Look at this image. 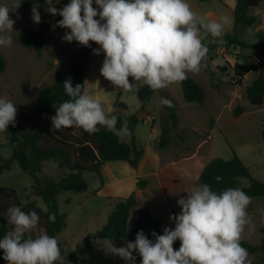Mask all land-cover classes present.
I'll use <instances>...</instances> for the list:
<instances>
[{
  "label": "rangeland",
  "instance_id": "1",
  "mask_svg": "<svg viewBox=\"0 0 264 264\" xmlns=\"http://www.w3.org/2000/svg\"><path fill=\"white\" fill-rule=\"evenodd\" d=\"M7 2L14 5L15 0H7ZM188 2L193 11L205 20L228 17L230 22L226 25L225 31L232 30L234 17L229 9L235 5L234 0H188ZM39 5L41 21L47 17L52 18V26L41 53L37 54L34 49L24 47L18 38L22 28H34L41 22L35 23L31 19L32 5L18 7L9 13L15 20L14 31L11 33L13 43L10 47L0 49L7 61L4 71L0 74V96L16 103L17 109L30 111L36 107L35 98L38 91L49 85L55 75L65 71L68 57L81 45L77 41L63 40L62 36L67 29L57 26L56 15L44 10V0ZM63 5V1L60 0L55 6L59 8ZM93 6L96 7L95 4ZM249 14L256 15L259 19L258 23L251 26H239L237 34L239 39L255 48L220 45L213 56L206 57L203 61L204 66L199 72L188 73L198 81L205 92L202 104L186 102L183 99L181 85L177 82L154 90L148 103L141 108L136 87L143 81L133 82L132 90L123 89L121 94H118V88L109 80L97 74L95 70L91 71L86 87L94 98L101 99L106 113L116 115L137 112L141 117L133 130H128L127 133L122 134L120 130L112 128L125 141L135 135L138 144L142 146L145 153L144 158L141 157L139 160L141 170L143 173L146 171L152 173L148 176L141 175V177L157 179L163 186L169 188H181L185 195L187 193L184 189L199 183L200 170L211 158L227 159L235 152L254 177L264 180V138L262 137L264 102L262 105H253L245 93L246 86L257 76V71L251 70L245 74L240 84H234L232 81L233 64L235 62L248 66L255 64L259 60L256 47L264 49V41L256 36L257 32L264 31V0L250 7ZM210 35L201 28L200 37L203 43L209 41ZM102 60L103 53H94L93 69L97 68L96 66L101 67ZM129 80L131 82L132 78L130 77ZM166 93L176 102L178 123L169 130L168 144L159 147L161 128L164 124L170 123L167 110L159 102ZM237 105L241 106V110L239 115L235 116L233 111ZM40 118L47 120L43 116ZM49 124L52 127V123L49 122ZM59 131L68 133L70 137H82V129L78 127L71 130L62 127ZM7 138L6 132H0V155L3 159L11 155ZM42 173L46 177L57 180L61 170L56 164L46 162ZM138 175V169L130 166L126 161H106L100 169V174L84 173L88 184L86 190L61 191L57 195L59 211L66 214L65 227L60 231L57 239L69 254L79 259L82 255L81 249L85 247L86 256L91 259L92 264H125L120 257L104 251L101 245L103 238H92V235L107 221L117 201L135 188V177ZM247 184L246 178L241 179L240 187ZM0 185L15 189L23 201L34 200L38 207L45 210L44 200L36 194L34 177L23 172L16 162L0 175ZM159 190L154 184L149 185L147 192L142 195L137 193V207L148 205V208H152V212L164 217L165 207L155 200L158 199ZM179 211L178 205L173 214ZM247 212L251 223L245 226L242 239L258 243L261 238L259 227L264 225V197H252L251 203L247 206ZM164 219L165 225L173 227L169 217ZM132 221L133 215L130 214L128 227ZM37 230L44 231L42 220ZM85 237L91 238L86 242ZM126 240L128 238L125 236L112 241L119 247ZM260 256V253H249L248 258L254 261ZM3 261L7 264L5 259ZM65 262L63 258L56 264H65Z\"/></svg>",
  "mask_w": 264,
  "mask_h": 264
},
{
  "label": "clouds",
  "instance_id": "2",
  "mask_svg": "<svg viewBox=\"0 0 264 264\" xmlns=\"http://www.w3.org/2000/svg\"><path fill=\"white\" fill-rule=\"evenodd\" d=\"M22 2L15 0L10 5L0 0V49L13 43L15 20L9 13ZM59 2L44 0V10L62 17L56 21L57 26L67 29L62 39L87 47L94 41L98 47L92 48L93 53H103L101 75L129 91L133 82L143 81L158 90L185 80L189 72H199L209 52L200 37L201 28L223 43L230 22L226 16L219 20L201 18L188 0H68L58 8L55 5ZM39 8V0H34L31 19L35 23L41 21ZM63 87L70 99L55 106V115L50 118L53 130L75 126L91 134L99 131L98 125L115 128L118 117L105 112L101 99L90 94L85 82L73 86L68 77ZM159 102L174 107L167 97ZM16 115V103L0 96V132L8 131L9 124L15 125ZM120 132H128L126 121ZM184 190L187 194L176 201L179 213L169 217L174 227L164 226L162 234L153 231L151 239L140 229L134 240L119 247L111 238H103L104 251L125 264H137L136 254L141 257L139 264H252L241 244L242 232L251 223L247 206L252 198L241 188L216 191L208 183ZM4 217L12 225L0 237L7 264H56L65 257L67 249L55 236L37 230L40 216L35 210L12 205ZM55 219L56 213H50L49 220ZM177 239L181 243L174 250Z\"/></svg>",
  "mask_w": 264,
  "mask_h": 264
},
{
  "label": "trees",
  "instance_id": "3",
  "mask_svg": "<svg viewBox=\"0 0 264 264\" xmlns=\"http://www.w3.org/2000/svg\"><path fill=\"white\" fill-rule=\"evenodd\" d=\"M64 4L68 0H62ZM205 1V0H200ZM227 1V0H222ZM235 5L230 7V12L234 17V25L230 32L225 31L223 43L217 42L218 38L209 36V41L205 44L209 48L207 56H213L220 45H239L242 47H254L238 38L239 26H251L258 23L256 15L249 14V8L255 6L260 0H234ZM34 0H23L19 7L32 5ZM42 3V0H39ZM56 19H61L59 15ZM52 26V18L47 17L34 28L25 27L18 33L20 43L24 47L34 49L37 54L41 53L42 47L47 39ZM258 39L264 41V31L256 33ZM91 47L81 45L72 53L66 62V69L62 73L54 76L53 81L38 91L36 94V107L34 110L17 109L15 125L9 124L7 133V142L11 148V155L3 159L0 155V175L9 170L11 165L16 162L20 169L30 174L35 179L36 194L40 196L45 203V210L36 205L34 200L23 201L13 188L0 185V237L12 228L8 224L4 214L8 207L20 205L23 210H35L40 220L43 222L44 231L50 236L57 238L60 231L65 227L66 214L59 211L57 195L61 191H84L88 184L84 178L85 172L100 174V169L106 161L123 160L132 167H137L143 154V148L137 142L135 135H132L128 141L122 140L118 133L105 126H99V131L88 133L82 129V137L69 136L66 132L53 130L49 122L51 116L55 115L56 108L64 100L70 99L64 91L63 82L71 77L73 86L77 83H84L86 66L88 64L90 52L95 44L90 42ZM257 48L259 61L252 65H245L235 62L232 66L234 75L232 81L234 84H240L242 77L251 70L257 71V76L246 86L245 93L249 102L253 105H262L264 102V49ZM7 61L0 51V74L4 71ZM222 68L224 66H221ZM130 78V77H129ZM183 99L186 102H196L202 104L205 99V92L202 86L189 74L181 82ZM118 88V87H117ZM122 88H118V94H121ZM154 92L147 84H139L136 87V94L143 108L149 101ZM173 101L174 107H163L167 110L169 124H164L161 128L158 146L164 147L170 140L169 130L178 123L177 105L174 99L165 94ZM241 106L237 105L233 111L234 115H239ZM46 118L43 120L40 116ZM118 117L116 129L120 130L126 121L128 130H133L134 126L141 119L139 113L116 114ZM52 123V122H51ZM73 129L75 126L64 127ZM264 138V130H262ZM46 162L56 164L61 175L57 180L46 177L42 173V168ZM222 179L217 180V177ZM246 178L248 184L240 187L241 179ZM148 179L136 177L135 188L125 197L118 200L114 209L109 213L107 221L102 224L92 235V238H111L119 240L127 237L128 240H134L138 230L143 229L145 234L152 237V232L162 234L164 223L161 218L151 211L148 207L135 208L136 190L143 189L148 185ZM199 183H208L213 190L221 191L225 188H241L251 198L264 197V180L254 177L242 159L233 152L232 155L224 159L222 157L211 158L202 168L199 174ZM56 213L55 222L49 220L50 213ZM133 215L132 224L128 227V218ZM261 238L258 243H252L241 238V244L249 253H260L258 260L251 261L252 264H264V225L259 227ZM35 234V233H33ZM91 237H85L86 242ZM179 239L174 244V250L179 248ZM63 246V245H62ZM64 247V246H63ZM65 248V247H64ZM66 249V248H65ZM81 257L76 259L72 254L66 252L64 260L69 264H92L89 257L86 256V248L81 249ZM3 250L0 249V264H5ZM137 264L141 257L136 254ZM65 262V264H67Z\"/></svg>",
  "mask_w": 264,
  "mask_h": 264
},
{
  "label": "crops",
  "instance_id": "4",
  "mask_svg": "<svg viewBox=\"0 0 264 264\" xmlns=\"http://www.w3.org/2000/svg\"><path fill=\"white\" fill-rule=\"evenodd\" d=\"M81 46V45H80ZM79 46V47H80ZM98 45L95 43L94 44V46H93V48H95V47H97ZM78 47V48H79ZM77 48V49H78ZM76 49V50H77ZM75 50V51H76ZM74 51V52H75ZM73 52V53H74ZM93 56H94V53H93V51L91 50V52H90V56H89V60H88V64H87V66H86V73H85V78H84V82H85V84H87V82H88V80H89V75H90V73H91V71L92 70H95L96 71V73L97 74H101L100 73V71H99V69H100V67L99 66H96L97 68H95V69H93L94 68V62H93ZM69 58V57H68ZM67 62V61H66ZM62 73V72H61ZM110 82V81H109ZM111 83V82H110ZM144 151H143V154H142V158H144L143 156H144ZM140 162L141 161H139V163H138V166L137 167H134V168H137L138 169V171H139V177H141V175H146V176H148L150 173H152V172H148V171H146L145 173H143V170H141V164H140ZM203 168V167H202ZM202 170V169H201ZM201 170H200V172H201ZM138 176H136V177H138ZM136 177H135V179H136ZM146 179H148V185H147V187L146 188H143V189H137L136 190V194L137 193H140L141 195L143 194V193H145V192H147V190L149 189V185L151 186V185H154L155 184V186H156V188H157V190H159V188H160V190L157 192V194H158V199H155L156 201H158L162 206H164L165 207V215H164V217H166V218H168V217H170V215H173V211H174V209L176 208V206H178V204H177V199L180 197V196H185L183 193H182V191L181 190H183V189H181V188H169L168 186H163L162 184H161V181H157V179L156 180H153L152 178H150V177H146ZM151 180H153V182H151ZM159 180V179H158ZM156 194V195H157ZM155 195V196H156ZM161 197H162V199H161ZM138 205H137V199H136V205H135V208H139V207H148V205H144V206H139V207H137ZM174 207V208H173ZM151 208V207H150ZM151 210H152V208H151ZM153 214H155L154 212H153ZM155 215H157V214H155ZM157 216H159V215H157ZM160 218H161V220L163 221V223H164V226H167V225H165L166 223H165V219H164V217L163 216H159ZM169 221H170V223L173 225V227L175 226L174 225V221L173 220H171L170 218H169Z\"/></svg>",
  "mask_w": 264,
  "mask_h": 264
},
{
  "label": "built area",
  "instance_id": "5",
  "mask_svg": "<svg viewBox=\"0 0 264 264\" xmlns=\"http://www.w3.org/2000/svg\"><path fill=\"white\" fill-rule=\"evenodd\" d=\"M259 61V60H258Z\"/></svg>",
  "mask_w": 264,
  "mask_h": 264
}]
</instances>
